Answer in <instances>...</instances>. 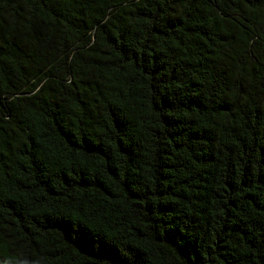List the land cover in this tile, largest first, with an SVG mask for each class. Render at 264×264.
<instances>
[{"label":"trees","instance_id":"obj_1","mask_svg":"<svg viewBox=\"0 0 264 264\" xmlns=\"http://www.w3.org/2000/svg\"><path fill=\"white\" fill-rule=\"evenodd\" d=\"M0 264H264V0H0Z\"/></svg>","mask_w":264,"mask_h":264}]
</instances>
